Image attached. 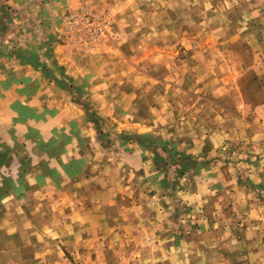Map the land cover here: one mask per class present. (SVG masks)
<instances>
[{
	"label": "crops",
	"instance_id": "obj_1",
	"mask_svg": "<svg viewBox=\"0 0 264 264\" xmlns=\"http://www.w3.org/2000/svg\"><path fill=\"white\" fill-rule=\"evenodd\" d=\"M128 1L0 0V19L32 15L24 32L20 19L15 25L0 20V45L5 46L0 54V264H29L41 257L67 264L62 261L66 253L89 264L95 251L99 264H264V229L255 226L264 225V213L246 182L264 181L261 145H253L256 155L246 149L253 131L264 129V118L251 112L264 108V86L249 91L235 80L236 85H223L221 65L210 67L216 58L200 61V40L193 43L199 51L191 58L196 59H188L197 64L174 67L170 55L159 58L157 48L171 45L158 41L154 23L122 25L125 31L153 27L144 45L142 35L135 37L144 48L153 46L147 57L140 49L132 56L126 36L123 48L116 43L107 49L68 34L64 16L89 4L112 15L153 18L163 12L161 3L144 10L140 0ZM36 20L42 25L35 26ZM19 48L28 52L19 54ZM133 60L127 70L124 62ZM158 63L169 70L161 74ZM229 72L236 79L245 73ZM246 92L259 101L246 100ZM179 104L187 112L175 118L180 124L169 115ZM94 108L100 121L92 116ZM142 108L149 111L148 119L138 113ZM238 110L249 113L240 117ZM174 125L186 128V142L195 151L213 157L241 138L248 142L245 159L227 164L216 158L195 181L182 183L175 200L148 180L154 173L152 153L116 141L124 128L160 126L176 133ZM179 203L184 208L176 216ZM226 206L230 214L222 213ZM110 221L112 229L104 225ZM95 223L102 224L96 229ZM178 223L195 225L196 235L190 230L174 235ZM133 238L130 250L127 242Z\"/></svg>",
	"mask_w": 264,
	"mask_h": 264
},
{
	"label": "rangeland",
	"instance_id": "obj_2",
	"mask_svg": "<svg viewBox=\"0 0 264 264\" xmlns=\"http://www.w3.org/2000/svg\"><path fill=\"white\" fill-rule=\"evenodd\" d=\"M33 1L35 2V0ZM128 2H130V0ZM140 3V6H143L144 10H147L148 7L153 4L161 3L164 5L163 12L153 18H150L151 15L148 13H140L141 19H139L137 17L140 16L139 14L131 12L126 13V15L113 12L112 15L107 12L105 8H95L96 6L93 4L83 6L88 7L91 12L99 15L100 21L105 25L104 31L99 36L93 35L88 28H84L80 23L67 24L66 16L70 12L64 16L63 20L70 36H79V38L86 41L91 40L98 45L104 43V45H107V49L108 47H113L116 43H119V46L123 48V44L126 43L127 50H130L129 52L132 53V56L135 49H140L142 54L139 53V55L141 54L142 57H147L150 54L151 49H153V46H151V48L148 46L144 48L140 43H137L139 41L135 40V37H141L140 35H142V45H144L145 42H148L146 38H150L151 35H153V27H151V29L146 28L145 31H142L139 28L137 30L125 31L122 28V25L124 22L137 23L139 21L143 23L145 22L146 24L148 23V25H153L154 23V25H158L156 30L158 34L156 38L158 41L162 43L163 40H168V44L171 45V47H167L166 49L161 46L157 48L159 58L161 54L170 55V58L175 59V62L173 63L174 67L181 69L187 68L188 65H190V69H192V67L197 64V62H192L191 60L188 61V59H190L192 55H197L199 50L196 49L195 51V45H193V43H195L194 40H200L202 45V49L200 50V61L211 62L212 59L216 58V63L211 62L210 67L217 63L221 65L223 85H230V81H232L233 85H236V83H234L235 80L237 81V85L249 89V91H254L253 88L261 85L264 86V0H140ZM13 15H15V13ZM31 16L32 15H28L29 18H24V20H22L21 17L16 19L14 16V19H11V21L6 16L1 17L0 20L3 23L8 22L15 25V23L17 24V20L20 19L19 22L22 23V25L19 27L22 28V26L25 25V28H27L28 20L32 19ZM34 23L35 26L42 25V22H39V20H36ZM22 29L23 32L26 30L24 28ZM43 30L44 29H41V35ZM128 33H130L129 35L131 36H129ZM38 35H40L39 32ZM125 36L126 42L123 43L122 39H125ZM135 57L137 59V56ZM170 58L168 57V60L172 61ZM135 62L136 61L133 60L131 62L133 64H131L129 61H126L124 62V67H127V70L132 69ZM156 66L157 68L155 69L161 72V74H164V72L169 70L165 68L164 63H158ZM230 68H236L240 74L243 72H251L252 74L244 73L242 76L238 75L240 78L236 79L231 76L229 72ZM213 81L214 79L207 84H210ZM230 96H232V99L234 98V100L236 97L238 101L241 100L239 95H236V97L234 95ZM245 96L246 100L259 101L251 100L256 94L251 95L246 92ZM180 105L181 104H179V110L169 111V115L173 116V122L175 118H182V116L187 115V112L182 111ZM190 112L195 114L198 111ZM235 112L237 113V116L240 117L246 116L249 113V111L246 110L245 112H243V110ZM251 112H256V116L260 119L264 118V108H262V105H259ZM91 113L95 120L100 121L102 119L95 108ZM138 113L143 119L149 118V111H146L144 108L138 111ZM174 123H179V121ZM103 125H105L104 122ZM161 129L160 126L157 129L153 128V130L144 131H139L133 128H124L121 132L117 133L116 141L120 146L128 142L136 143L142 150L151 152L154 173L148 180H150L154 186L158 185L157 187L160 189L170 191L169 195H172L173 197L175 196V200H178L179 196L177 194L179 193V190H181L182 183L183 186H185L186 183L195 181L194 176H196L202 168L206 167V165L209 166L210 164H213L216 158L219 160H225L227 164H234L235 161L240 164V162L245 159L243 152L246 151V146L244 145L248 142L243 141L241 138L232 144H224L221 148L222 153L217 155V157H213V155L207 152L198 153L193 147H191V145H188L186 142V140H188L187 133L184 131L186 128L181 127L180 125H174L171 129L175 130L176 133H169L168 131H162ZM253 133L256 134L249 145H247L249 147L246 149H248L250 154L256 155V152L252 149L253 145L259 143L261 145L259 149L263 150H259L258 153L264 155V129L263 131H253ZM262 133L263 137L261 136ZM104 134H107L105 129ZM137 134H141L142 137H140L139 140L142 141V144L136 139L135 135ZM257 134L259 135L256 136ZM181 154L185 155L184 158L188 163L186 164L187 166L178 163ZM253 160L256 161L255 159ZM246 182L253 190L252 195L255 194V196L258 197L254 200L257 202V206H262V212L264 213V181H254L247 178ZM176 207L177 209L174 211V214L179 216L183 210H178V208L184 207L180 203L177 204ZM231 212L230 206H226L222 213L230 214ZM101 224L102 223H95L94 227L96 229L100 228ZM114 224L115 223L112 221L104 223L105 227L108 229H112ZM187 225L188 224H184L182 227V224L178 223V225L173 227L174 235H180L182 234V231L190 230V235L195 236L198 229L194 227L195 225L186 227ZM201 225H203V227H199L200 230L205 231L206 226H204V224ZM255 226H258V229H264V225L259 226L255 224ZM242 227L243 229L246 228L245 225ZM242 227H239L238 229ZM127 247L130 250L134 249V238L128 239ZM89 257V264H99L96 251ZM62 261H66L67 264H86L85 262H82L83 259L80 260L78 254L74 255L66 253L62 258ZM29 264L49 263L45 261V258L43 259L41 257L39 260L35 258L33 262H29Z\"/></svg>",
	"mask_w": 264,
	"mask_h": 264
},
{
	"label": "built area",
	"instance_id": "obj_3",
	"mask_svg": "<svg viewBox=\"0 0 264 264\" xmlns=\"http://www.w3.org/2000/svg\"><path fill=\"white\" fill-rule=\"evenodd\" d=\"M67 24L80 23L84 28H88L95 36H99L105 29V25L99 19V15L94 14L88 7H82L70 12L66 16Z\"/></svg>",
	"mask_w": 264,
	"mask_h": 264
},
{
	"label": "trees",
	"instance_id": "obj_4",
	"mask_svg": "<svg viewBox=\"0 0 264 264\" xmlns=\"http://www.w3.org/2000/svg\"><path fill=\"white\" fill-rule=\"evenodd\" d=\"M4 50H5V46L4 45H1L0 46V54L5 53ZM16 52L19 53V54H26L28 52V50H26V48H19ZM135 137L142 144V141L139 140L140 137H142L141 134H137V135H135ZM184 157H185V155L184 154H181V158L178 161V163L183 164V166H187L186 164H188V163L186 162V159Z\"/></svg>",
	"mask_w": 264,
	"mask_h": 264
}]
</instances>
